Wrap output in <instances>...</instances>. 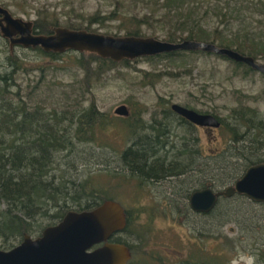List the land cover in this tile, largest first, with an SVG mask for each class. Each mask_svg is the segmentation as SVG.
Returning a JSON list of instances; mask_svg holds the SVG:
<instances>
[{"label":"trees","instance_id":"16d2710c","mask_svg":"<svg viewBox=\"0 0 264 264\" xmlns=\"http://www.w3.org/2000/svg\"><path fill=\"white\" fill-rule=\"evenodd\" d=\"M233 1L235 0L222 2L217 0L215 3L208 0H113L114 8L110 12L102 14L97 9L88 14L89 19L86 24H74L68 21L64 23V27L98 32L96 31L98 29H91L94 24L102 25L107 20H114L118 21L117 32L106 30L105 34L117 36L122 31V35L145 37L147 35L143 25L150 26L153 21L159 20L165 41L178 42L189 39L211 42L219 47L232 48L241 54L252 56L255 60L264 57L263 39L259 42L247 32L243 36L230 37L220 26L213 27L208 22L210 13H214L220 17L219 22L226 25V18L230 16L228 7ZM256 1L264 4L263 0ZM34 2L39 4V0ZM132 2L133 6L141 4L145 10L127 12V9L132 7ZM10 4V0H0V5L5 8ZM156 4L164 9L159 17L155 16ZM36 13V18L32 20V29L37 34L51 33L53 28L61 24L53 12L44 10L40 15L37 7ZM151 34L156 38L155 32ZM5 39L9 42L7 38ZM35 49L41 56L52 61L61 59L63 54V52H45L39 46ZM8 51L9 53L5 55L7 62L4 64L6 65L4 73H0V248L3 250L17 245L26 234L39 236L45 227L57 223L69 210L92 209L106 200L118 203L112 193L109 194L105 190L104 192L93 182V175L82 177L76 173L71 176L55 166L59 156L64 152L65 156H69L79 144L94 141V129L99 124L102 126L106 123L103 119L105 115L98 111L93 103L86 107L66 105L60 109L47 108L48 106L42 103L30 104L29 95L24 96L20 84L16 82L17 72L25 66L16 54ZM182 52L185 51L177 50L144 57H171ZM79 53L83 57L79 60L81 67L91 68V63L95 62L94 68L85 72L84 84L87 89L90 88L92 77H99L116 64H128L137 60L135 58L113 61L110 58L100 57L94 52ZM235 63L243 68L245 74L254 71L246 64ZM166 112L177 116L176 124L189 131H183L182 135L170 134L171 126L157 119L154 120L155 125L150 126L148 134H137V129L144 127L141 126L143 123L139 122L142 112L133 113V117H136L134 123L126 124L129 132L131 130L130 133H134V139L117 155L121 163L119 170L129 173L139 185L172 177L180 178V182H183L196 172L205 173V170L197 165L200 153L195 147L196 143L192 145L188 142L187 136L192 132V125L188 121L182 124L179 119L183 118L171 109ZM211 114L219 119L220 126L223 125L232 134L231 141L239 143L247 138L249 144L245 150L237 151L240 157L236 162H232L234 170H231L228 176L215 177L214 174L207 176L209 180L201 181L185 190L183 195L185 199H188L193 191L206 187L215 191L222 190L237 180L248 166L264 161V156L261 157L260 154V150L264 149L262 135L264 115L262 116L257 108L247 104L231 108V114L228 115L230 122L225 117L220 118L215 113ZM172 135L177 138H170ZM177 140L178 146H176ZM79 157L84 158L82 154H79ZM224 164V166L216 165V169L222 167L225 169L228 162ZM55 170H60L58 175ZM119 174L115 170L109 176L113 178L118 177ZM213 186L223 187L215 189ZM234 200H240L245 207L253 204L264 205V202H257L237 194L231 197L220 196L215 206L208 212H195L187 203L185 204L187 211L190 209L194 213L211 216L215 220L217 218L216 222H218L215 225L217 228L203 225L199 229L198 238L184 243L186 247L183 252L184 250L185 252L178 258L172 259L158 250L151 249L148 238L152 232L151 227L146 223L135 225L140 222H134L129 210L120 203L125 212L126 222L122 230L112 235L111 241L121 243L128 248L131 257L125 264H231L237 251L244 248L243 239L249 236L253 239L252 245L256 243L254 241L256 230L252 226L244 228L246 233L243 235H228L219 229L233 219L237 221V216L228 208ZM201 229L212 230L209 231L211 233L205 234ZM134 232L136 235L131 242L119 236L124 233L133 237ZM210 239L214 241L212 247L208 246ZM259 244L256 247L257 253L264 262V256H261L264 254V241Z\"/></svg>","mask_w":264,"mask_h":264},{"label":"rangeland","instance_id":"374dc122","mask_svg":"<svg viewBox=\"0 0 264 264\" xmlns=\"http://www.w3.org/2000/svg\"><path fill=\"white\" fill-rule=\"evenodd\" d=\"M208 1L215 3L217 0ZM10 3L7 8L14 17L32 21L37 16L38 7L40 15L44 10L55 13L60 26H65L64 23L68 21L86 24L88 14L97 9L105 14L114 8L113 0H39V4H35L34 0H10ZM133 4L132 2V7L127 9V12L145 10L141 4ZM154 10L155 16L159 17L164 9L156 4ZM228 10L230 16L226 18V25L220 23V17L214 13H210L208 22L213 27L220 26L230 37L243 36L247 32L259 42L264 40L263 3L256 0H235L229 4ZM159 22L153 21L150 26L143 25L147 36L154 37L151 33L155 32L156 38L163 40ZM117 25L118 21L107 20L102 25L94 24L91 29H98L96 31L105 34L106 30L117 32ZM118 35H122V31ZM8 50L16 54L26 68L17 72L16 82L20 84L22 94L29 95L30 104L42 103L47 105V108L60 109L66 105L86 107L93 103L98 111L105 115L103 119L106 123L102 126L99 124L94 129V141L79 144L69 156H65L64 152L55 166L71 176L76 173L82 177L93 175V182L103 191L112 193L118 203L129 210L133 221L140 222L135 225L146 223L151 227L152 232L148 237L151 249L158 250L169 258H178L185 252L184 243L198 238L199 229L203 225L208 228L215 227L217 218L215 220L190 209L187 211L185 204L189 203L183 195L187 188L209 180L207 176H228L229 172L234 170L232 162H236L240 157L237 151L248 147L247 138L235 143L230 139L232 134L223 125L218 128L198 127V142L195 147L200 154L197 165L205 170L204 174L196 172L183 182H180V178L172 177L139 185L129 173L119 170L121 163L117 155L134 139V133H130L131 130L129 132L126 124L134 123L136 117H133V113L142 112L139 122L143 123L141 126L144 127L137 129L136 133L148 134L150 126L155 125L154 120H165L164 113L170 109L172 103L201 112L215 113L220 118H227L228 122L231 108L240 104L257 108L263 116V73L254 70L245 74L242 67L220 55L182 50L185 52L171 57H139L128 64H116L99 77H92L90 88L87 89L84 84L85 72L94 68L95 62L91 63V68L81 67L79 60L83 57L78 51L67 50L63 52L61 59L52 61L41 56L35 48L10 46L0 33V73H4V64L7 62L5 55L9 53ZM256 61L264 63V57H259ZM121 104L128 109L126 116L114 113V109ZM175 118L178 119L175 115H167V121L169 119L170 122L165 121L171 126L170 134L182 135L183 131H189L178 126ZM262 135L264 136V133ZM170 138L177 137L172 135ZM79 154L84 158L79 157ZM260 154L261 157L264 156V149L260 150ZM225 162H228L225 169H216V165L224 166ZM115 170L120 173L119 176L110 177L111 172ZM54 172L58 175L60 170ZM213 187L220 189L223 186ZM228 208L237 216V221L232 217L233 221L219 228L222 233L243 235L246 233L244 228L249 226L256 230V243L252 245L253 239L249 236L243 239L244 248L237 251L231 264H264L256 248L260 245L259 242L264 241V205L253 204L245 207L240 200H234ZM210 230L212 229H203L201 232L208 234L211 233ZM133 234V237L124 233L119 236L131 242L136 235L135 232ZM213 244L214 241L211 240L208 246L212 247Z\"/></svg>","mask_w":264,"mask_h":264},{"label":"water","instance_id":"95a60500","mask_svg":"<svg viewBox=\"0 0 264 264\" xmlns=\"http://www.w3.org/2000/svg\"><path fill=\"white\" fill-rule=\"evenodd\" d=\"M32 26L31 20L14 17L0 5V33L9 40L10 46H39L45 52L89 51L113 61L177 50H202L223 55L264 74V63L211 42L189 39L170 42L152 36H115L64 26L55 27L48 34H37ZM170 109L197 126H220L219 119L211 113H201L178 103H172ZM114 113L126 116L128 109L121 104L114 109ZM235 194L264 202V161L248 166L237 180L222 190L206 187L193 191L188 203L195 212H208L220 196L231 197ZM125 222L124 209L112 200L88 210H69L57 223L45 227L39 236L26 234L12 248L0 249V264H125L131 257L128 248L111 241L112 235L122 230Z\"/></svg>","mask_w":264,"mask_h":264},{"label":"flooded vegetation","instance_id":"af4514ba","mask_svg":"<svg viewBox=\"0 0 264 264\" xmlns=\"http://www.w3.org/2000/svg\"><path fill=\"white\" fill-rule=\"evenodd\" d=\"M176 114V113H175ZM167 115L168 116H171L170 114H168L167 112L165 113V120L163 121V124L165 123V121H167ZM178 115V114H177ZM182 117V116H181ZM183 119H179V121L183 124L185 121H188L187 119H185L184 117H182ZM183 122H182V121ZM189 122V121H188ZM166 123H169V120L166 122ZM191 125H192V132H190V134L187 136L188 138V142L189 144H192V145H195V143L197 144L198 142V135H197V128L198 127H201V126H197L191 122H189ZM196 139V140H195ZM194 141V142H193ZM197 141V142H196Z\"/></svg>","mask_w":264,"mask_h":264},{"label":"bare ground","instance_id":"6f19581e","mask_svg":"<svg viewBox=\"0 0 264 264\" xmlns=\"http://www.w3.org/2000/svg\"><path fill=\"white\" fill-rule=\"evenodd\" d=\"M194 142V141H193Z\"/></svg>","mask_w":264,"mask_h":264}]
</instances>
